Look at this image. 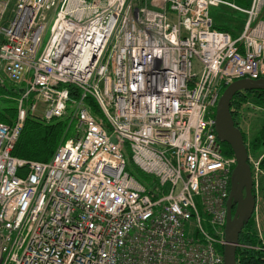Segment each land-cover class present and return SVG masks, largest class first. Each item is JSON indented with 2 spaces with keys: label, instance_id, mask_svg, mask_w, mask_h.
I'll return each instance as SVG.
<instances>
[{
  "label": "built area",
  "instance_id": "1",
  "mask_svg": "<svg viewBox=\"0 0 264 264\" xmlns=\"http://www.w3.org/2000/svg\"><path fill=\"white\" fill-rule=\"evenodd\" d=\"M242 1L17 0L1 27L0 0V83L22 88L0 123V264H224L237 163L216 108L231 83L264 78V0ZM220 6L244 16L237 35L213 26ZM69 106L73 136L49 161L12 154L29 113L49 123Z\"/></svg>",
  "mask_w": 264,
  "mask_h": 264
},
{
  "label": "trees",
  "instance_id": "2",
  "mask_svg": "<svg viewBox=\"0 0 264 264\" xmlns=\"http://www.w3.org/2000/svg\"><path fill=\"white\" fill-rule=\"evenodd\" d=\"M241 1V0H240ZM216 27V26H215ZM220 31L237 35L239 31L233 33L229 27H216ZM21 87H16L6 83L0 85V123L11 125L17 118L18 98L21 96ZM70 95L75 98L78 92L74 87L68 86ZM248 98H253L255 102L264 107V90H251L237 92L232 104L239 108L241 102H246ZM87 106L94 115L99 114V108L92 98L86 101ZM72 109L68 107V117L54 119L49 123L43 122L39 117L28 114L23 126L21 135L12 154L25 160H34L47 162L51 159L58 146L64 143L70 137V113ZM235 125L238 127V117L232 112ZM72 132L74 124H71ZM66 134V135H65ZM244 135V134H243ZM245 140V135H244ZM246 141V140H245ZM264 145V125L258 133V136L252 141V149L258 151ZM223 153L226 156H232V150L227 144H222ZM261 168L264 171V157L261 160ZM134 172L129 173L142 183H149L151 178L134 167ZM255 195V192L253 190ZM262 198L264 201V182L262 184ZM221 252L222 249H220ZM237 264H264V228L261 237L259 236L254 217L244 226L239 237V246L236 251Z\"/></svg>",
  "mask_w": 264,
  "mask_h": 264
},
{
  "label": "water",
  "instance_id": "3",
  "mask_svg": "<svg viewBox=\"0 0 264 264\" xmlns=\"http://www.w3.org/2000/svg\"><path fill=\"white\" fill-rule=\"evenodd\" d=\"M251 90H264V78L243 79L231 83L222 93L215 113V129L218 139L222 144L230 147L237 163L231 176V187L226 203V245L222 252L224 264H237L236 251L240 234L253 217L256 208L248 147L241 128L235 125L231 109L237 92Z\"/></svg>",
  "mask_w": 264,
  "mask_h": 264
},
{
  "label": "rangeland",
  "instance_id": "4",
  "mask_svg": "<svg viewBox=\"0 0 264 264\" xmlns=\"http://www.w3.org/2000/svg\"><path fill=\"white\" fill-rule=\"evenodd\" d=\"M17 0H12V3L6 13V16L4 20L1 22V27H6L9 23V21L14 16V10H15V3ZM236 3L238 6L247 8L249 6V2H243L242 0H227ZM210 17L212 19L213 24L217 27H229L233 33H236L239 29H241L242 24L244 22V16L241 13L234 12L230 9H227L226 7L220 6V7H211L210 8ZM51 15V14H50ZM52 19H50L47 23V28L45 30L42 44H41V50L44 48L45 44L47 43L49 37H50V29L52 26ZM236 31H235V30ZM193 73L199 75L200 74V65L197 60L193 61ZM6 83H0V85H3ZM41 109V108H40ZM238 112V124L241 128L243 134L245 135V142L248 147L249 151V157L253 159H259L264 157V145L261 147L258 151H254L252 149V141L258 136L259 131L261 130L262 126L264 125V107L257 104L253 98H248L246 102H241L239 105V108L237 110ZM38 117V116H37ZM65 118L68 117V113L63 116ZM70 117V116H69ZM70 137L73 136L72 132V126H71V118H70ZM74 129V128H73ZM74 131V130H73ZM66 135V134H65ZM68 137V138H70ZM126 157V163H127V171L130 173H133L134 165L131 161V158L129 154L125 155ZM259 179V196L256 203V208L254 212V221H255V227L257 232L258 230H262L264 228V201L262 198V184L264 182V171L262 170V174L258 177Z\"/></svg>",
  "mask_w": 264,
  "mask_h": 264
},
{
  "label": "crops",
  "instance_id": "5",
  "mask_svg": "<svg viewBox=\"0 0 264 264\" xmlns=\"http://www.w3.org/2000/svg\"><path fill=\"white\" fill-rule=\"evenodd\" d=\"M213 26L215 27V25L213 24ZM241 29H239L238 31L240 32ZM2 84V83H1Z\"/></svg>",
  "mask_w": 264,
  "mask_h": 264
}]
</instances>
